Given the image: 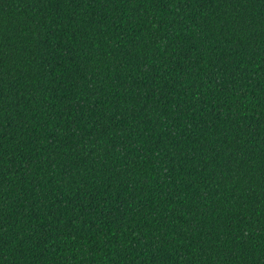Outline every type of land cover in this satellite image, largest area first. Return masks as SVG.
<instances>
[{
	"label": "trees",
	"instance_id": "16d2710c",
	"mask_svg": "<svg viewBox=\"0 0 264 264\" xmlns=\"http://www.w3.org/2000/svg\"><path fill=\"white\" fill-rule=\"evenodd\" d=\"M0 264H264V0H0Z\"/></svg>",
	"mask_w": 264,
	"mask_h": 264
}]
</instances>
